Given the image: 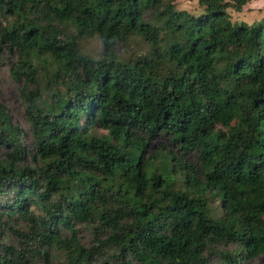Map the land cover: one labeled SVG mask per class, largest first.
I'll use <instances>...</instances> for the list:
<instances>
[{
    "label": "trees",
    "instance_id": "1",
    "mask_svg": "<svg viewBox=\"0 0 264 264\" xmlns=\"http://www.w3.org/2000/svg\"><path fill=\"white\" fill-rule=\"evenodd\" d=\"M197 1L0 0L28 126L0 101V264L264 253V15Z\"/></svg>",
    "mask_w": 264,
    "mask_h": 264
},
{
    "label": "rangeland",
    "instance_id": "2",
    "mask_svg": "<svg viewBox=\"0 0 264 264\" xmlns=\"http://www.w3.org/2000/svg\"><path fill=\"white\" fill-rule=\"evenodd\" d=\"M176 8L185 9L189 12L198 13L201 11V6L199 5L197 0H175ZM232 20H246L247 22H252L261 18L264 15V0H249L242 6L240 10L230 9ZM89 48H96L98 46V42L95 38L89 40L87 45ZM13 59V56H9L8 54L1 55L0 54V101L4 104L6 110L8 111V115L11 121L18 125L22 130H26L28 128L26 117L24 115L23 102L21 98V94L19 92V85L21 83L20 79L13 76L10 69L9 58ZM27 131V130H26ZM22 140L25 144H29L31 141V137L24 133L22 135ZM170 148L173 151H176L177 148L174 144L167 139H153L149 144V149L152 148ZM189 157V156H188ZM194 158L193 156H191ZM20 219H16L12 221L14 226L13 229L6 228L2 235L6 241L11 242L12 244L18 245L19 240L22 239L18 235L19 228L23 226L20 223ZM87 229H83L81 233L86 232ZM90 237V235H87ZM226 249L234 250L235 244L230 243L227 245ZM42 262L38 260L37 263ZM205 264H235L233 261H229L225 259L221 255L213 256L210 258ZM248 264H264V253H261Z\"/></svg>",
    "mask_w": 264,
    "mask_h": 264
}]
</instances>
